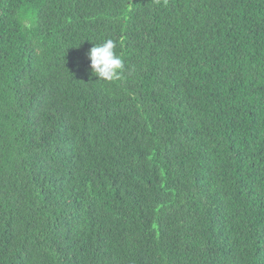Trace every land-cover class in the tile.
Returning a JSON list of instances; mask_svg holds the SVG:
<instances>
[{"label": "trees", "instance_id": "obj_1", "mask_svg": "<svg viewBox=\"0 0 264 264\" xmlns=\"http://www.w3.org/2000/svg\"><path fill=\"white\" fill-rule=\"evenodd\" d=\"M0 264H264V0H0Z\"/></svg>", "mask_w": 264, "mask_h": 264}, {"label": "clouds", "instance_id": "obj_2", "mask_svg": "<svg viewBox=\"0 0 264 264\" xmlns=\"http://www.w3.org/2000/svg\"><path fill=\"white\" fill-rule=\"evenodd\" d=\"M115 42L112 39H105L100 44H94L87 57L90 61V73L100 81L112 82L121 78L124 61L114 51Z\"/></svg>", "mask_w": 264, "mask_h": 264}]
</instances>
